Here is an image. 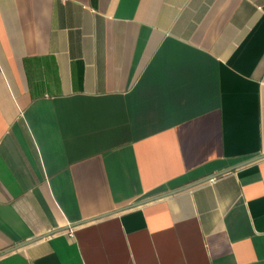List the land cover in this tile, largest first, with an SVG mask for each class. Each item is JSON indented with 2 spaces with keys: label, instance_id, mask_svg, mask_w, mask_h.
<instances>
[{
  "label": "crops",
  "instance_id": "obj_1",
  "mask_svg": "<svg viewBox=\"0 0 264 264\" xmlns=\"http://www.w3.org/2000/svg\"><path fill=\"white\" fill-rule=\"evenodd\" d=\"M263 154L264 0H0V264H264Z\"/></svg>",
  "mask_w": 264,
  "mask_h": 264
},
{
  "label": "water",
  "instance_id": "obj_2",
  "mask_svg": "<svg viewBox=\"0 0 264 264\" xmlns=\"http://www.w3.org/2000/svg\"><path fill=\"white\" fill-rule=\"evenodd\" d=\"M262 158H264V154H263V155H260L259 157L254 158V159H252V160H250V161H248V162H246V163H243V164H241V165H239V166L246 165V164H248V163H250V162H253V161H256V160H259V159H262ZM239 166H237V167H233V168L228 169V170H226V171H222V172H220V173H218V174H215V175H211V176H209V177H206V178H204V179H201V180H199V181H196V182H194V183H191V184H189V185H187V186H185V187H183V188H181V189H178V190H175V191L169 192V193H167V194H165V195H162V196H159V197H154V198L148 199V200H146V201H142V202L136 203L135 205H132V206L142 205V204H144V203H147V202H150V201H154V200L159 199V198H162V197H164V196L172 195V194H175L176 192H180V191H183V190H186V189L192 188V187L197 186V185H199V184H202V183H204V182H206V181H209V180H211V179H213V178H216V177H218V176H221V175H224V174H226V173H229V172H231L232 170L238 168ZM116 212H118V211H114L113 213H107V214H105V215H101V216H99V217H95L94 219H90V221H93V220H96V219H99V218H102V217H105V216H109V215L114 214V213H116ZM87 222H88V221H87ZM74 226H75V225H73V226H71V227H74ZM51 234H52V233H50L49 235H51ZM47 236H48V235H47ZM35 240H36V239H32V240H30V241H27V242H25V243H22V244L18 245L17 247H14V248L10 249V250L7 251V252L13 251V250L18 249V248H20V247H23V246H25V245H27V244H29L30 242L35 241Z\"/></svg>",
  "mask_w": 264,
  "mask_h": 264
}]
</instances>
